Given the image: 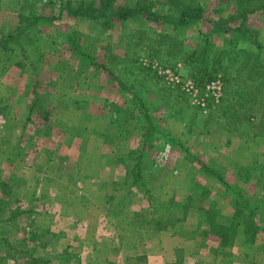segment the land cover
Here are the masks:
<instances>
[{
  "label": "rangeland",
  "instance_id": "374dc122",
  "mask_svg": "<svg viewBox=\"0 0 264 264\" xmlns=\"http://www.w3.org/2000/svg\"><path fill=\"white\" fill-rule=\"evenodd\" d=\"M114 3L0 0V264H264V86L251 74L264 65V15L230 22L264 0ZM192 4L203 18L175 38ZM250 33L262 49L237 41ZM203 36L237 44L240 61L217 60ZM197 68L213 78L197 82ZM240 198L253 221L236 215Z\"/></svg>",
  "mask_w": 264,
  "mask_h": 264
},
{
  "label": "trees",
  "instance_id": "16d2710c",
  "mask_svg": "<svg viewBox=\"0 0 264 264\" xmlns=\"http://www.w3.org/2000/svg\"><path fill=\"white\" fill-rule=\"evenodd\" d=\"M221 1V0H220ZM116 2V0H112V4ZM105 4H109V3H105ZM110 4H111V1H110ZM115 4V3H114ZM177 4V3H176ZM242 6V5H240ZM255 7L253 8H249L248 9V14L247 15H239V17L235 16V18H233V21H230V22H234V25L240 29L242 26H247L246 23L253 17H257L258 14H262L264 15V5H254ZM110 9V6H102L101 7V12H107L108 10ZM129 12V15L128 16H131V17H134L135 14L137 13H143V10L142 9H139V10H131V11H128ZM76 15H79V13L77 12H74ZM149 17L153 16V14L150 13V10L147 11ZM204 13V10L202 9V7H200L199 5H195V4H192V5H187V7H183V11L181 12L180 14V19L177 20L176 23H171L172 25H174V29L177 28V31H176V35H175V38H178L179 36H181V32L184 31L185 27L189 26V25H192L194 24V22H196V20H199L201 18H203V14ZM83 15H88V13H83ZM257 15V16H256ZM127 16V17H128ZM122 18H125V14L123 13V15L121 16ZM148 17V18H149ZM168 20H170L168 18ZM214 24L217 23V27L215 30L218 34H221V33H224L226 32L228 29L226 28V25L228 24L227 21H225V19H217V21H213ZM179 27V28H178ZM157 32V31H155ZM241 33H244V36L247 35V32H239L238 34L240 35ZM210 36V35H209ZM209 36H203L205 37V47H208L209 46V50L211 52H215L216 53V59L217 60H221V61H225L228 65H230L231 67L234 68V64L236 66V62L233 60H230L228 59V57L230 58V55L232 58H235V59H238L239 60V57L241 56L239 53L235 52L234 51V47L237 46V44L233 45L231 47V41L230 40H226V43L228 44H224L223 47H218L216 48V45L215 44H212V43H209L208 39H209ZM158 39H160V43H163L164 44H167L169 43L171 40H170V37L169 35H165V34H159L156 36ZM241 40H244V41H249L251 40V43L253 45H255L258 49H262L263 46L260 44V41L257 39V36L254 34V33H250V36H249V39H246V38H243L242 35L241 37H239L237 39V41H241ZM137 42V40H136ZM180 43V42H179ZM178 42H176V45L179 47V50L183 52V49L181 47V45L179 44ZM136 44V43H135ZM243 44V43H242ZM174 46V45H173ZM167 47H169V45H167ZM186 49V48H185ZM135 50V45H133L132 47V51ZM247 50V49H246ZM244 50L243 51V54L245 55L243 60H248L247 59V53L248 51ZM208 50H207V55L205 54L204 57H207L208 56ZM249 55V53H248ZM250 56V55H249ZM231 58V59H232ZM258 58L257 57L255 60H254V63H253V66H251V71H252V76H253V80L255 82L258 83V90L261 89V86L263 87L264 86V65H262V61H258ZM240 61V60H239ZM243 64L242 65H246L247 61H243L242 62ZM240 70V69H239ZM196 73H192V77H194V79H196L197 82L199 83H204V80L206 79H211L213 78V76L211 75V73H209L207 70L205 69H200V68H197L196 69ZM201 73V75H199ZM250 74V75H251ZM249 75V76H250ZM250 78V77H249ZM256 78V79H255ZM251 80V79H249ZM251 88L253 87L255 89H257L256 87L257 86H254V82L251 83ZM48 115L45 116V120H48ZM208 165H203L204 169L206 171H210V169L207 167ZM141 176H142V171L140 169H138V176H136V183L131 185L132 188H136L137 186H139L140 182L142 181L141 180ZM241 200H239L237 203H236V215L237 216H241V215H244V212L245 211H249V212H246L249 214V218L253 221L255 217H257V213H256V208L254 209L247 200H245V198H240ZM213 224V228L215 230H219V234L221 235L220 237H222L223 239L226 238L225 236V231H229V229H231L230 227H223V226H220V225H217L215 220L213 219L212 217V214L210 216V220ZM232 231V230H231ZM215 233V231H213Z\"/></svg>",
  "mask_w": 264,
  "mask_h": 264
},
{
  "label": "built area",
  "instance_id": "2783aa9c",
  "mask_svg": "<svg viewBox=\"0 0 264 264\" xmlns=\"http://www.w3.org/2000/svg\"><path fill=\"white\" fill-rule=\"evenodd\" d=\"M154 70H156V67H153ZM158 74L162 77H164L166 79V81H168L171 84H177L180 85L182 82V76L176 74L175 72H173L170 68H166V69H160ZM183 89L188 92L190 95L193 96V98L195 99V101H197L199 104H201L203 107L204 102H199L196 99L198 90L195 88V84L193 81L188 80V82L184 83L183 85ZM221 90H222V83L221 81H214L212 82L211 85L208 86L207 91L208 94L212 97L215 98L216 101L219 100V98L221 97Z\"/></svg>",
  "mask_w": 264,
  "mask_h": 264
},
{
  "label": "crops",
  "instance_id": "0c3cea01",
  "mask_svg": "<svg viewBox=\"0 0 264 264\" xmlns=\"http://www.w3.org/2000/svg\"><path fill=\"white\" fill-rule=\"evenodd\" d=\"M89 94L91 95V94H93V92L90 90V91H89ZM36 98H39V97H36ZM109 102H110L109 100H105V101H104V103H109ZM36 103L39 104V103H40V100L37 99ZM104 108H105L106 110H109V106H104ZM112 121H113V119H112ZM82 123L84 124L85 127H88V130H87L88 137H87V138L89 139V133H90V128H89V127H90V125H89V123H87L86 120L82 121ZM108 125H109V124H108V121H105L104 126H105V127H108ZM31 136H33V135H31ZM28 138H30V137H28ZM25 139H26V138H25ZM83 139H85V137H84ZM86 140H87V139H86ZM89 140H90V139H89ZM69 149H70V148H68L67 151H68ZM71 150H74V147H73V146L71 147ZM53 152H54V151H51V154H52ZM40 154H41V153H40ZM134 220L138 221L137 219H134Z\"/></svg>",
  "mask_w": 264,
  "mask_h": 264
}]
</instances>
